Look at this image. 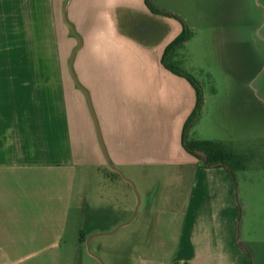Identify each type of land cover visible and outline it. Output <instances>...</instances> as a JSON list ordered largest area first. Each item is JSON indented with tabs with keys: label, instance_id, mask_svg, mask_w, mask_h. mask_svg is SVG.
Returning a JSON list of instances; mask_svg holds the SVG:
<instances>
[{
	"label": "crops",
	"instance_id": "1",
	"mask_svg": "<svg viewBox=\"0 0 264 264\" xmlns=\"http://www.w3.org/2000/svg\"><path fill=\"white\" fill-rule=\"evenodd\" d=\"M181 30L144 0H0V264H88L94 173L132 187L118 167L159 165L139 264H264V209L182 146L196 93L162 63Z\"/></svg>",
	"mask_w": 264,
	"mask_h": 264
},
{
	"label": "rangeland",
	"instance_id": "2",
	"mask_svg": "<svg viewBox=\"0 0 264 264\" xmlns=\"http://www.w3.org/2000/svg\"><path fill=\"white\" fill-rule=\"evenodd\" d=\"M149 1L164 11L178 10L191 31L186 44L177 45L168 57L196 80L201 93L185 140L197 139L200 129L204 139L222 141L245 155L246 168L234 176L228 173L233 189L244 213L252 207L264 209V0ZM118 168L135 188L120 176L105 181L94 173L84 227L88 264H125L129 250L134 254H129L128 264H139L137 206L146 186L160 185L166 166ZM152 172L158 181L147 179Z\"/></svg>",
	"mask_w": 264,
	"mask_h": 264
},
{
	"label": "trees",
	"instance_id": "3",
	"mask_svg": "<svg viewBox=\"0 0 264 264\" xmlns=\"http://www.w3.org/2000/svg\"><path fill=\"white\" fill-rule=\"evenodd\" d=\"M147 9L157 15L172 17L177 19L182 24V30L164 49L163 56H162V63L163 65L172 73L177 74L183 78H185L194 88L196 93V101L195 106L191 114L186 119L183 129H182V136L181 142L183 148L202 161L205 166H222L224 167L227 172L234 176V171L236 170H243L246 168V160L247 157L242 153L235 151L230 145L224 143L219 140H206V139H192L190 141L185 140V132L189 127L190 123L196 116L198 107L201 103V93L199 89V85L196 80L188 73L181 70L178 66L173 65L170 61H168V57L174 50V48L182 44L185 40H187L191 36V31L187 27L184 20L179 17L178 15L164 11L156 8L149 0H144ZM72 28V27H71ZM200 151L202 153L198 154L195 151ZM248 264H252L250 260H248Z\"/></svg>",
	"mask_w": 264,
	"mask_h": 264
},
{
	"label": "water",
	"instance_id": "4",
	"mask_svg": "<svg viewBox=\"0 0 264 264\" xmlns=\"http://www.w3.org/2000/svg\"><path fill=\"white\" fill-rule=\"evenodd\" d=\"M195 152L198 153V154H201V155H202V153H201L200 151H197V150H196ZM113 168H114L115 170H117V171L120 173L121 176H123V174H122L118 169H116L115 167H113ZM131 185H132L133 188H135V187H134V184H133L132 182H131ZM89 239H90V237L87 238V240H86V245H88Z\"/></svg>",
	"mask_w": 264,
	"mask_h": 264
}]
</instances>
